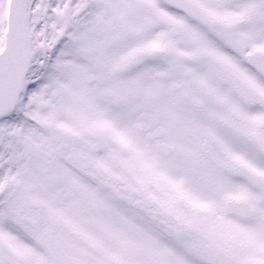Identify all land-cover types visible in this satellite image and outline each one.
Listing matches in <instances>:
<instances>
[{
    "label": "snow or ice",
    "instance_id": "6c2138e0",
    "mask_svg": "<svg viewBox=\"0 0 264 264\" xmlns=\"http://www.w3.org/2000/svg\"><path fill=\"white\" fill-rule=\"evenodd\" d=\"M0 264H264V0H0Z\"/></svg>",
    "mask_w": 264,
    "mask_h": 264
}]
</instances>
